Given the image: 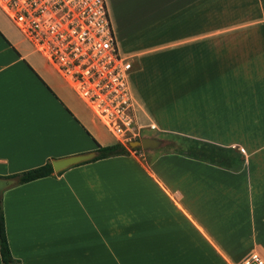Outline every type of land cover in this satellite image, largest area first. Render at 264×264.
Segmentation results:
<instances>
[{
	"label": "crops",
	"instance_id": "0c3cea01",
	"mask_svg": "<svg viewBox=\"0 0 264 264\" xmlns=\"http://www.w3.org/2000/svg\"><path fill=\"white\" fill-rule=\"evenodd\" d=\"M105 1L131 65L140 139L168 138L173 147L157 142L5 190L11 257L18 264L264 259V0ZM101 128L0 11V177L96 155L116 142ZM181 141L212 154L180 152Z\"/></svg>",
	"mask_w": 264,
	"mask_h": 264
},
{
	"label": "built area",
	"instance_id": "2783aa9c",
	"mask_svg": "<svg viewBox=\"0 0 264 264\" xmlns=\"http://www.w3.org/2000/svg\"><path fill=\"white\" fill-rule=\"evenodd\" d=\"M0 11L117 142L136 136L131 65L117 47L105 0H0ZM238 264H264L256 253Z\"/></svg>",
	"mask_w": 264,
	"mask_h": 264
},
{
	"label": "trees",
	"instance_id": "16d2710c",
	"mask_svg": "<svg viewBox=\"0 0 264 264\" xmlns=\"http://www.w3.org/2000/svg\"><path fill=\"white\" fill-rule=\"evenodd\" d=\"M172 142V141H171ZM172 143L168 145V148H172ZM178 151L182 152L183 150L190 151V152H196L198 154H212L208 150H205L204 148L196 147L194 145L180 142L178 143ZM132 151L134 153H137L140 151V148H135L132 150H129L126 146L121 145L120 143L114 142L111 145L104 146V147H97L96 149V156L94 159H92L89 162L100 160V159H106L109 157L114 156H121V155H128L129 152ZM52 175V169L50 166V161L47 160L43 165L38 166L36 168L22 171L20 173L12 174L9 176H4L0 178H14L16 180L15 185L24 184L27 182H31L40 178L49 177ZM0 260L2 264H18L10 255L6 237H5V230H4V218H3V212H2V206H1V200H0Z\"/></svg>",
	"mask_w": 264,
	"mask_h": 264
},
{
	"label": "water",
	"instance_id": "95a60500",
	"mask_svg": "<svg viewBox=\"0 0 264 264\" xmlns=\"http://www.w3.org/2000/svg\"><path fill=\"white\" fill-rule=\"evenodd\" d=\"M156 145L157 142L152 139H140V140L129 141L127 143V147L129 150L135 148L147 149V148L155 147ZM95 156L96 155L94 153H86L82 155L53 159L50 161L52 173L58 174L72 166L91 161L92 159L95 158ZM15 183L16 180L14 178H0V197L5 190L14 186Z\"/></svg>",
	"mask_w": 264,
	"mask_h": 264
},
{
	"label": "rangeland",
	"instance_id": "374dc122",
	"mask_svg": "<svg viewBox=\"0 0 264 264\" xmlns=\"http://www.w3.org/2000/svg\"><path fill=\"white\" fill-rule=\"evenodd\" d=\"M137 125V124H136ZM138 126V125H137ZM102 127V126H101ZM102 129V131H103V133H104V135H105V137L107 136V137H109L110 138V135L106 132V130L102 127L101 128ZM141 135H142V130L141 131H138L137 130V135L134 137V136H130L131 137V139H130V141H134V140H139L140 139V137H141ZM168 138H156L155 139V141L156 142H158V146L159 145H162L160 148H162L165 144L166 145H168L167 143H168ZM163 143V144H162ZM169 143H170V141H169ZM165 145V146H166ZM126 147H127V145H126ZM128 148V147H127Z\"/></svg>",
	"mask_w": 264,
	"mask_h": 264
}]
</instances>
